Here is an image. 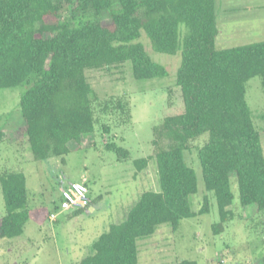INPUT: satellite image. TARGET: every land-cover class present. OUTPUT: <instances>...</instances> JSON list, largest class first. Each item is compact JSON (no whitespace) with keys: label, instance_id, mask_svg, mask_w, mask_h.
<instances>
[{"label":"trees","instance_id":"1","mask_svg":"<svg viewBox=\"0 0 264 264\" xmlns=\"http://www.w3.org/2000/svg\"><path fill=\"white\" fill-rule=\"evenodd\" d=\"M66 11L70 15L63 19ZM143 33L155 53L182 56L175 78L181 112L154 128L151 158L157 160L161 191L142 194L126 220L111 225L80 264H138V240L152 237L162 225L177 232L182 221L196 217L191 197L199 192L198 178L185 154L206 135L198 158L205 191L218 207L214 233H223L236 217L252 222L264 217V132L246 100L251 79L261 80L264 93V41L217 51L216 0H0V90L29 85L19 112L0 130V142L26 143L35 161H46L92 146L83 137L94 134L96 125L103 136L110 135L101 118L131 124L130 101L100 100L86 72L129 65L137 81L168 78L167 68L139 42ZM106 149L119 160H131L114 143ZM151 158L133 161L134 167L142 172ZM232 178L242 216L231 210ZM0 186L5 203L1 239L21 237L28 222L43 226L50 221L47 207H28L23 173H1ZM208 198L198 215L209 213ZM253 264H264V257Z\"/></svg>","mask_w":264,"mask_h":264},{"label":"rangeland","instance_id":"2","mask_svg":"<svg viewBox=\"0 0 264 264\" xmlns=\"http://www.w3.org/2000/svg\"><path fill=\"white\" fill-rule=\"evenodd\" d=\"M216 9L220 30L217 51L264 41V0H216ZM69 15L66 11L63 19ZM139 42L154 62L167 68L168 78L137 81L129 65L86 72L100 100L125 97L130 101L131 124L121 125L115 117L101 118L103 124L110 126V135L103 136L101 126L96 125L94 134L83 137L92 146L46 161H35L26 143L10 146L0 142V174L23 173L27 180L28 207L44 206L57 215L56 221H48L43 226L28 222L24 234L15 240L0 238V264H80L92 254L93 243L111 225L126 220L142 194L161 191L157 160L151 158L154 128L169 115L181 112V91L175 78L182 56L181 52L175 56L155 53L144 33ZM28 89V83H24L0 90V130L19 112L21 96ZM246 100L256 127L264 132V93L259 78L248 82ZM204 138L185 154L187 164L198 178L199 192L191 197L196 217L182 221L177 232L162 225L152 237L138 240V264H173L185 260L198 264H253L255 259L264 257L263 216L253 222L236 217L223 233H214L213 226L219 223L218 207L214 195L205 191L198 158V148ZM107 143L128 151L131 160H119L115 152L106 149ZM147 158H151L147 168L138 172L133 161ZM84 178L90 189L91 207L78 216L74 211L63 212L61 189ZM231 187L234 196L231 210L242 216L234 178ZM206 196H209V213L198 215ZM4 214L0 186V219Z\"/></svg>","mask_w":264,"mask_h":264},{"label":"built area","instance_id":"3","mask_svg":"<svg viewBox=\"0 0 264 264\" xmlns=\"http://www.w3.org/2000/svg\"><path fill=\"white\" fill-rule=\"evenodd\" d=\"M91 207L90 189L85 182H73L61 189L60 208L63 212L84 210ZM57 215L51 214L50 221H56Z\"/></svg>","mask_w":264,"mask_h":264},{"label":"crops","instance_id":"4","mask_svg":"<svg viewBox=\"0 0 264 264\" xmlns=\"http://www.w3.org/2000/svg\"><path fill=\"white\" fill-rule=\"evenodd\" d=\"M80 182H85L86 184H87V179L86 178H84V179H82V180H80ZM70 185V184H69ZM68 185V186H69ZM68 186H66V187H63V188H67ZM60 198H61V196H60ZM89 211H92V209L91 210H89ZM74 212H76V211H74ZM54 212H52V214H53Z\"/></svg>","mask_w":264,"mask_h":264}]
</instances>
